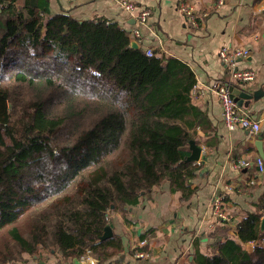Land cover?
<instances>
[{
	"label": "trees",
	"instance_id": "16d2710c",
	"mask_svg": "<svg viewBox=\"0 0 264 264\" xmlns=\"http://www.w3.org/2000/svg\"><path fill=\"white\" fill-rule=\"evenodd\" d=\"M17 4L0 0V264L38 248L106 261L122 250L120 236L101 239L111 212L164 180L194 192V73L133 48L117 24ZM262 215L264 193L236 227L252 251L226 238L196 263L264 264Z\"/></svg>",
	"mask_w": 264,
	"mask_h": 264
},
{
	"label": "crops",
	"instance_id": "0c3cea01",
	"mask_svg": "<svg viewBox=\"0 0 264 264\" xmlns=\"http://www.w3.org/2000/svg\"><path fill=\"white\" fill-rule=\"evenodd\" d=\"M24 2L39 11L46 6L45 16L67 12L78 21L114 23L127 31L136 27L141 12L148 11L146 25L139 28L138 46L178 59L194 73L191 103L202 114L194 142L201 151L192 162L197 170L189 199L182 198L181 191L172 192L169 181L164 180L148 193L142 192L123 214L115 211L107 216L111 235L122 241V250L112 258L98 262L85 256L81 262L38 248L9 264H197L196 255H216V244L226 238L252 251L251 244L239 241L236 227L257 212L264 193V174L254 166L256 158L262 160L255 146L259 137L264 155V0H17V5L22 7ZM124 2L133 4L134 11H127ZM181 4L193 8L197 28L187 24ZM223 47L248 52L237 68L252 70L253 81L228 86L252 96L238 107L260 123L258 134L230 131L223 124L219 99L210 91L214 84L228 79L229 70L219 59ZM187 150L190 155L189 145ZM242 160L248 165L234 166ZM217 197L224 219L213 214ZM135 252H144L146 257L135 258Z\"/></svg>",
	"mask_w": 264,
	"mask_h": 264
},
{
	"label": "built area",
	"instance_id": "2783aa9c",
	"mask_svg": "<svg viewBox=\"0 0 264 264\" xmlns=\"http://www.w3.org/2000/svg\"><path fill=\"white\" fill-rule=\"evenodd\" d=\"M221 3V2H220ZM123 7L129 11L130 13L134 11V5L131 3L124 2ZM180 10L185 16V20L187 24L190 26L197 28L198 21L193 12V8L191 6H187L181 4ZM149 16L148 11L141 12L137 17V25L132 28L129 32L131 42L135 44H139L140 31L139 28L146 25L147 17ZM146 56H152L153 50L150 48L145 49ZM248 52L246 50L240 49H229V48H221L219 50V59L223 63L225 67L228 68V79L225 82H218L213 85L211 88V92H213L219 99L221 108H222V121L225 127L232 131L235 129H243L252 134H258L261 130L260 123L250 118L248 115L241 112L238 104L234 99L231 98L229 92V84L237 82L240 84L249 83L254 79V72L249 69H238L237 62L241 58L247 57ZM248 163L246 161H239L238 164H234V166H247ZM254 166L257 168V172L259 174H264V163L258 157L254 161ZM220 204L221 200L219 197L213 199V211L214 216L219 218H223L220 212ZM252 248L255 247V242H250ZM135 258H144L146 257V253L144 252H135ZM84 257H80V261L83 262ZM94 264L93 262H90Z\"/></svg>",
	"mask_w": 264,
	"mask_h": 264
},
{
	"label": "water",
	"instance_id": "95a60500",
	"mask_svg": "<svg viewBox=\"0 0 264 264\" xmlns=\"http://www.w3.org/2000/svg\"><path fill=\"white\" fill-rule=\"evenodd\" d=\"M131 46L133 48H137V44H135L134 42L131 43ZM229 92H230V96H231L232 99H234V100L236 98L239 99V100H237L238 105H241V103H242V101L244 99H251L252 98V96L247 95L244 92L239 93V91L236 90V89H234L233 87H229ZM256 96H257V94H254L253 95V98H256ZM255 146L257 148L258 154L260 155V157L264 161V155H263V151H262V140H261V137H259L257 139V141L255 142ZM189 149L191 151V154L186 158V161H189V162H195V161H197L199 159V155H200L201 148L199 146H197L194 141H191V142H189ZM260 229H261L262 232L264 231V217L261 219ZM111 234H112L111 233V229L107 225L104 228V232H103V235H102L101 239L102 240L103 239H106V238L110 237ZM89 264H91V263H89Z\"/></svg>",
	"mask_w": 264,
	"mask_h": 264
},
{
	"label": "rangeland",
	"instance_id": "374dc122",
	"mask_svg": "<svg viewBox=\"0 0 264 264\" xmlns=\"http://www.w3.org/2000/svg\"><path fill=\"white\" fill-rule=\"evenodd\" d=\"M262 244H264V241L262 242ZM262 244H260L261 246H264V245H262Z\"/></svg>",
	"mask_w": 264,
	"mask_h": 264
}]
</instances>
